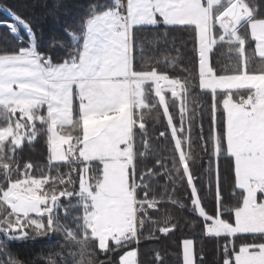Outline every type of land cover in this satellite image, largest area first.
Returning a JSON list of instances; mask_svg holds the SVG:
<instances>
[{"label": "snow or ice", "instance_id": "obj_1", "mask_svg": "<svg viewBox=\"0 0 264 264\" xmlns=\"http://www.w3.org/2000/svg\"><path fill=\"white\" fill-rule=\"evenodd\" d=\"M34 6L0 8V264H264V0Z\"/></svg>", "mask_w": 264, "mask_h": 264}, {"label": "trees", "instance_id": "obj_2", "mask_svg": "<svg viewBox=\"0 0 264 264\" xmlns=\"http://www.w3.org/2000/svg\"><path fill=\"white\" fill-rule=\"evenodd\" d=\"M23 2L24 0H0V8H4L5 6H7L15 9L16 11H23L19 7V5ZM29 2L31 3V0H29ZM57 2L58 0H35V6L28 10L31 14L41 18L42 23L39 27H41L46 34H51L59 30L60 25L56 24L54 20L55 16H60L62 20H69L76 12V9L72 7V5L75 3V0H60L62 4L68 6L67 15H65L63 8H55ZM7 19L8 16L6 14L0 13V20ZM0 31L4 30L0 29ZM39 150L40 149L38 147L37 152H39ZM54 242L55 238H53L51 241L37 242L35 245L28 244L19 247L17 251L21 253H39L41 251L47 252L51 249V245L54 244ZM143 251H147V249H143Z\"/></svg>", "mask_w": 264, "mask_h": 264}]
</instances>
